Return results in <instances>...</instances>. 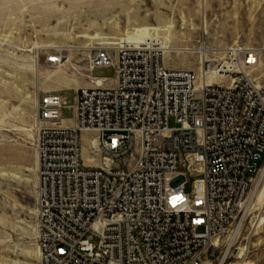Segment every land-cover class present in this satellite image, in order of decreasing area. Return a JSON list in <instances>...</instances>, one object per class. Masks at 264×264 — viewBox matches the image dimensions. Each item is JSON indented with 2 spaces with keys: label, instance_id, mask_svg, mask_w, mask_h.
<instances>
[{
  "label": "built area",
  "instance_id": "1",
  "mask_svg": "<svg viewBox=\"0 0 264 264\" xmlns=\"http://www.w3.org/2000/svg\"><path fill=\"white\" fill-rule=\"evenodd\" d=\"M234 51L198 77L154 48L99 47L90 62L113 70L111 86L81 89L71 106L38 97L39 264L250 260L264 221V203L247 204L264 163V89L257 59ZM64 109L74 126L58 123ZM82 132L99 161L84 163Z\"/></svg>",
  "mask_w": 264,
  "mask_h": 264
},
{
  "label": "rangeland",
  "instance_id": "2",
  "mask_svg": "<svg viewBox=\"0 0 264 264\" xmlns=\"http://www.w3.org/2000/svg\"><path fill=\"white\" fill-rule=\"evenodd\" d=\"M233 46L258 50L253 77L264 88V0H0V264L40 261L38 96L61 93L71 106L80 88L109 85L113 70L89 64L95 48L167 51V68L197 74L202 49L222 59ZM51 56L59 62L46 63ZM251 241L250 260L264 264V226Z\"/></svg>",
  "mask_w": 264,
  "mask_h": 264
},
{
  "label": "bare ground",
  "instance_id": "3",
  "mask_svg": "<svg viewBox=\"0 0 264 264\" xmlns=\"http://www.w3.org/2000/svg\"><path fill=\"white\" fill-rule=\"evenodd\" d=\"M233 47H235L236 50H239L237 52L234 51L235 53H240V52H243V51L247 50V52L251 53V55H253V57L257 59V62H258L257 66L259 65V53H258V50L253 49V48L240 47V46H233ZM112 49H115V48H112ZM125 49H133V48H125ZM136 49L140 50V49H148V48H136ZM69 50H70L69 48H66L65 47L61 51L62 52H67ZM94 52H95V49H94V51H90V56H89V64H90V66H91V68L93 70L98 69V68H94L93 65L90 62L92 60V57L94 55ZM161 54H162L161 57H162V60H163V57H164L163 54L166 55L167 54V51L164 52V53H161ZM224 54H225V52H223V56H224ZM200 59H201L200 66H199L198 72H197V76L198 77L203 76L202 67H203L204 61L207 60V50L206 49H202ZM215 60H222V59L219 58V57H217V59H215ZM112 78L114 79V77H112ZM105 83H110V84L109 85L98 86V87L111 86L113 84V80L110 81V82H105ZM258 87L259 88H262L260 86H258ZM81 89H88V88H80L79 90H81ZM262 89H264V88H262ZM50 94H60V95H62L61 93H50ZM75 95H76V93H75ZM37 107H38V105H37ZM73 117H74V115H73ZM58 123H60L61 125H66V126H74L75 125L74 124L75 123V119L72 118L71 120H66V119L64 120L60 116V120L58 121ZM40 124H41V122L37 119L36 129H38V126ZM96 145H97V143H96V140L93 138L92 133H87V132H82L81 133V148H82L81 149V156H82V159H83V161H84L85 164H88L92 160L99 161V159H97V158H95L94 156L91 155L92 154L91 149L93 147L96 148ZM36 154H37V151H36ZM33 171H34V176H35V183L38 185V154L35 157L34 162H33ZM250 203H252V206L253 207L256 204L257 208H259V206L264 203V163L262 165L261 175L255 181V187H253L251 189V191L249 192V194H248L247 204L249 205ZM256 225H257V227L255 228V232L253 234V237L258 236L261 233V228L264 226V221L263 220H258V222H257ZM37 238H38V235H37ZM228 241L229 242L232 241V237L229 238ZM258 244L252 246V241H251V246L252 247L257 246ZM239 252H242V250H240ZM38 253H39V259H40L39 246H38ZM230 264H238V263H230ZM239 264H256V262L255 261H251V260H247V261L240 262Z\"/></svg>",
  "mask_w": 264,
  "mask_h": 264
}]
</instances>
